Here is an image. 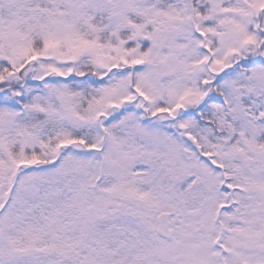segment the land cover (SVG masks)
<instances>
[{
  "label": "snow or ice",
  "instance_id": "6c2138e0",
  "mask_svg": "<svg viewBox=\"0 0 264 264\" xmlns=\"http://www.w3.org/2000/svg\"><path fill=\"white\" fill-rule=\"evenodd\" d=\"M0 264H264V0H0Z\"/></svg>",
  "mask_w": 264,
  "mask_h": 264
}]
</instances>
